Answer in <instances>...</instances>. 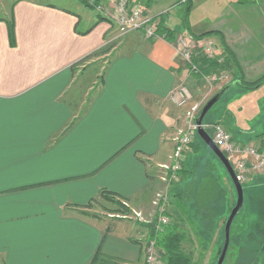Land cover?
I'll return each mask as SVG.
<instances>
[{
    "label": "crops",
    "instance_id": "0c3cea01",
    "mask_svg": "<svg viewBox=\"0 0 264 264\" xmlns=\"http://www.w3.org/2000/svg\"><path fill=\"white\" fill-rule=\"evenodd\" d=\"M65 1L74 8L0 0V264H144L149 227L98 209L114 199L152 216L163 189L157 167L184 126L169 94L184 84L193 97L200 91V103L221 89L213 73L187 71L175 37L219 31L226 70L255 81L264 76V0H190L188 11L182 0H128L174 31L170 40L120 35L110 18ZM232 138L264 149V136ZM180 173L192 177L188 167ZM253 179L264 173L246 185ZM174 187V202L184 205L185 187ZM173 204L180 228L174 218L186 212Z\"/></svg>",
    "mask_w": 264,
    "mask_h": 264
},
{
    "label": "rangeland",
    "instance_id": "374dc122",
    "mask_svg": "<svg viewBox=\"0 0 264 264\" xmlns=\"http://www.w3.org/2000/svg\"><path fill=\"white\" fill-rule=\"evenodd\" d=\"M48 1L56 5H67L71 9L74 8L72 3L70 5L65 0ZM189 1L190 0H182V3H187ZM179 5L180 4H177V2H174L172 5L167 7L169 10L163 12L162 15H167L172 9L176 10ZM88 10L90 9L88 8ZM98 14L100 13L98 12ZM178 14L182 16L183 12L180 10ZM197 16H199L198 12H194L192 15L193 18ZM179 35L180 34H177L176 37ZM208 37H213V40H215L216 43V49L223 58L224 55L222 54L220 42L214 35ZM159 38L166 39L165 36H159ZM214 77L215 76H213V78ZM237 77V74L234 75L230 72L227 79H212L214 81L213 84L216 85V83H218L219 87H216V91L228 82H231L232 79L237 81L239 79ZM199 92L200 91H194V97L192 95V99L190 101V104H198V111L195 117L199 115L200 110L205 103L202 101L199 103V99L197 100L200 95ZM215 122L222 123V125L228 129L231 137H235V139H239L241 134H243L244 137L250 136L252 138L250 141H253L257 137H263L264 84L251 90H242L238 85H233L229 88L209 109L204 117L203 125L206 130L208 129V133H212L209 127ZM238 130H243V133L238 132ZM184 166L190 168V173L192 174L190 179H188L189 176L186 174L183 176L180 173ZM157 168L158 170L156 171V176L158 179L159 174H161L160 165ZM180 172L177 173L176 179L171 181L170 184H163V189L156 193L162 192L165 196L163 205L168 214L172 211V206L174 205L173 203L177 205L178 209H185L186 215L184 216L186 219L183 218L182 221L179 220L182 218L180 213H178L179 217L176 216L174 218L175 220H178L179 226H181L180 230L185 236L181 244L183 250L191 256L197 264H215L224 240L223 231L225 221L231 208L236 202V190L224 166L204 143V141L198 136L197 132L193 137L190 150L183 156V164ZM207 172L213 175L220 187L224 189V194L221 200L216 201L213 199V202L211 201V206L213 207V221L210 225L211 231L210 234L208 233L209 235H207V233L205 234L202 228L201 223L205 222H201L200 220L201 215L205 214V212H203L204 210L201 209L200 212H195L194 205L192 203L194 201L192 199L185 202L184 205L177 204L174 202L176 199L172 194V188L174 185V190L177 192L182 185L183 187H186L190 181L195 178L194 176ZM242 186L244 191V203L231 223L230 241L223 264H264V258H261L262 260H257L260 258L257 257L259 255V251H263V249H260L262 244L259 242V249L258 251H255L247 248L250 243L249 241H246L250 232L264 234V180H256V182L248 188L246 183L242 184ZM190 203L192 205H190ZM107 205V210L102 207L98 209L99 213L103 216L115 217L122 220H131L140 224L137 219L131 217L132 210L128 209V207L121 203V201L119 202L113 199L108 201ZM200 236H202L204 241ZM241 241H244V244L241 243ZM159 260L160 264H164L165 253L161 249H159Z\"/></svg>",
    "mask_w": 264,
    "mask_h": 264
},
{
    "label": "built area",
    "instance_id": "2783aa9c",
    "mask_svg": "<svg viewBox=\"0 0 264 264\" xmlns=\"http://www.w3.org/2000/svg\"><path fill=\"white\" fill-rule=\"evenodd\" d=\"M92 2V0H89ZM95 10L103 17L110 18L117 25L120 35L131 31H141L147 39L158 38L157 23L144 16L138 6H129L128 0H118L114 8L97 5ZM213 37L195 39L188 34H180L173 42L174 50L184 67L189 73L197 74L200 70L194 58L205 57L208 60H217L222 63L223 58L218 53ZM229 72L220 69L213 73V80L227 79ZM170 101L177 108L184 109L185 125L174 138V146L167 162L160 165L161 174L158 179L162 184H170L177 178V173L182 169L183 156L193 142L197 125L195 123L198 104H190L192 92L188 86L180 84L169 94ZM205 128V127H204ZM215 145L224 154L231 164L237 180L248 183L250 178L264 173V149L256 143H239L233 140L228 130L222 123L215 122L209 127ZM165 196L162 192L156 193L152 200L154 212L152 216H144L141 212L132 210L131 217L137 219L140 224L151 226L155 231L172 223V217L164 209ZM159 249L154 238H148L145 242L144 264H160Z\"/></svg>",
    "mask_w": 264,
    "mask_h": 264
},
{
    "label": "trees",
    "instance_id": "16d2710c",
    "mask_svg": "<svg viewBox=\"0 0 264 264\" xmlns=\"http://www.w3.org/2000/svg\"><path fill=\"white\" fill-rule=\"evenodd\" d=\"M78 1L81 4H83L85 7L94 10L95 7L99 5L100 0H92V2H90L89 0H78ZM189 2H187L186 4L187 11L190 9ZM98 19L102 20L106 18L99 14ZM8 29H9V35L12 36V32H13L12 23L8 24ZM156 31L159 35H164L166 39L169 40L171 39L170 35L174 33V31L172 30L169 31L162 26L157 27ZM213 35L217 36L222 43L221 33L217 30H209L202 32L200 34H194L190 36H192L195 39H201ZM222 46L224 47L223 48L224 52H222V54L224 53L228 54V51L225 48V46L224 45ZM194 61L198 64L200 68L199 72L195 74L198 77L206 76L214 72H217L220 69L226 70L228 68V64H227L228 61H226L224 57L222 63L217 62V60H208L202 56L198 58H194ZM237 82L239 83L240 86H242L246 90H251L261 86L264 83V76H262L261 78L255 81H246L243 78H240L239 80H237ZM212 176L213 175H211L209 172L194 176L195 178L190 181V183L184 188L182 192L184 193V197L186 199L185 202H187L190 199L194 201L192 203L194 205L195 212H200L201 209L204 210L203 212H205V214L201 215L200 220L201 222L203 221L205 222L201 224L203 231L205 232V234L207 233V235L210 234L211 231L210 225L212 224L213 221V207L211 206V201L213 202V199H215L216 201L221 200L224 194V189L220 187L216 178ZM254 182L255 180L253 179L251 185H253ZM248 187L249 186H247V188ZM190 205L192 204L190 203ZM149 230H150V235L148 238H154L157 247L160 248L165 253L164 264H197V262L194 261L193 258L183 250V247H181L182 241L184 240L185 236L175 222L164 226L159 231H155L154 228H152L151 226L149 227ZM200 237L203 240L202 236ZM246 241H249L250 243V245L247 248L251 250L253 249L255 251H258L259 249L258 248L259 242L260 244H262V247L260 249H263V251L262 250L261 252L259 251V255L257 256L260 257L257 260H262L264 258V234L250 232L248 234V239ZM241 243L244 244V241H241Z\"/></svg>",
    "mask_w": 264,
    "mask_h": 264
},
{
    "label": "water",
    "instance_id": "95a60500",
    "mask_svg": "<svg viewBox=\"0 0 264 264\" xmlns=\"http://www.w3.org/2000/svg\"><path fill=\"white\" fill-rule=\"evenodd\" d=\"M236 82L232 81L228 83L227 85L223 86L220 90H218L213 96H211L202 106L199 115L195 119V123L197 125L196 132L198 136L204 141V143L209 147V149L214 153V155L219 159L221 164L224 166L228 176L230 177L234 188L236 190V202L234 206L231 208L230 213L225 221L224 224V240L222 247L220 249L219 256L217 258V261L215 264H223L228 246L230 241V227L233 219L237 215V213L240 211V209L243 206V186L242 184L237 180L235 176V172L227 160V158L224 156V154L219 150V148L215 145L212 137L208 133V131L204 128L203 120L206 116L209 109L219 100V98L233 85H235Z\"/></svg>",
    "mask_w": 264,
    "mask_h": 264
}]
</instances>
